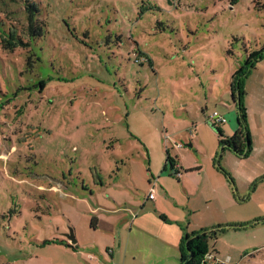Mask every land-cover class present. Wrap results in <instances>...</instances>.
I'll return each mask as SVG.
<instances>
[{
    "label": "rangeland",
    "instance_id": "374dc122",
    "mask_svg": "<svg viewBox=\"0 0 264 264\" xmlns=\"http://www.w3.org/2000/svg\"><path fill=\"white\" fill-rule=\"evenodd\" d=\"M262 49L264 0H0V264L111 259L69 174L167 173L168 149L202 167L200 230L229 226L209 256L264 264V58L245 80L250 155L210 123L238 127L232 75Z\"/></svg>",
    "mask_w": 264,
    "mask_h": 264
},
{
    "label": "crops",
    "instance_id": "0c3cea01",
    "mask_svg": "<svg viewBox=\"0 0 264 264\" xmlns=\"http://www.w3.org/2000/svg\"><path fill=\"white\" fill-rule=\"evenodd\" d=\"M210 123L214 126L211 120ZM221 129L224 136L230 139L238 128L226 126ZM131 137L137 141V137ZM144 146L146 147L145 144ZM190 147H193V141ZM169 154L174 160V157L177 158L176 166L182 173L180 179L177 178V184L170 180L175 177L176 171L158 173L148 169L142 174H137V169L123 170L124 163H120L122 167L117 166L116 171L111 172L114 177L109 175L107 178L104 174L99 176L95 169L96 181L93 179V182L88 180L86 183L80 172L69 174L71 178L77 175L76 183L80 185L81 190H88L91 196L95 195L97 198L98 205L93 202L89 204L79 198L81 201L77 202V205L83 202L86 205L84 208L92 216L91 220L94 218V227L91 228L96 232L102 229L105 249L111 254V259L100 264L181 263L182 238L186 234L200 232V184L203 171L198 160L194 165H185L177 152L174 157L170 151ZM225 170V175H233L230 169ZM123 171L127 174L123 175ZM63 178L67 179L66 174H63ZM139 184L141 189L137 188ZM152 185L158 187L157 193L154 200H148ZM65 186L67 188V185ZM62 187L63 185H60V188ZM96 187L101 190L100 194H97ZM140 193L144 194V197H140ZM224 204L227 211L235 205V199L233 196L225 197ZM161 216H166V219L162 220ZM97 248L100 249L101 245ZM212 258L215 259L207 257L209 264L221 263ZM228 259L229 263L233 260L231 257Z\"/></svg>",
    "mask_w": 264,
    "mask_h": 264
},
{
    "label": "trees",
    "instance_id": "16d2710c",
    "mask_svg": "<svg viewBox=\"0 0 264 264\" xmlns=\"http://www.w3.org/2000/svg\"><path fill=\"white\" fill-rule=\"evenodd\" d=\"M232 5H236L240 0H229ZM144 56L143 54H140ZM264 58V49L252 52L245 60L243 64L232 75L231 91L235 105L240 107V116L238 117V129L234 132L230 139H226L225 142L220 141V146L230 149L239 158H246L251 153V141L248 130V117L243 102L245 96V80L250 77L252 70L258 61ZM144 60H147L145 58ZM41 89L45 87L44 82L41 83ZM220 137L224 136L223 131L214 125ZM223 148V149H225ZM167 158L163 168V171H167L168 167L175 171L176 161L170 156L169 150H166ZM176 176V173H174ZM180 179V178H178ZM162 220L166 219V216H161ZM94 218L91 220V227H94ZM229 226H217L211 229H203L200 232H193L186 234L181 240V263L180 264H209L207 257L209 255L214 256L211 242L217 240L218 236L227 231ZM222 264V263H216Z\"/></svg>",
    "mask_w": 264,
    "mask_h": 264
},
{
    "label": "built area",
    "instance_id": "2783aa9c",
    "mask_svg": "<svg viewBox=\"0 0 264 264\" xmlns=\"http://www.w3.org/2000/svg\"><path fill=\"white\" fill-rule=\"evenodd\" d=\"M210 120L214 125H218V126L227 123L226 118L223 115H220L218 112H214L213 115L211 116ZM178 147H181V145ZM178 169H179V167L175 166L176 176L178 178H180L182 173L179 172ZM155 189H156V185H152L150 187V191H149L148 196H147L148 200H154L155 199ZM209 258H211V256H209ZM210 264H214V263H210Z\"/></svg>",
    "mask_w": 264,
    "mask_h": 264
},
{
    "label": "water",
    "instance_id": "95a60500",
    "mask_svg": "<svg viewBox=\"0 0 264 264\" xmlns=\"http://www.w3.org/2000/svg\"><path fill=\"white\" fill-rule=\"evenodd\" d=\"M65 236L67 237V239L69 241H71L72 244H76L77 243V240L75 238V235H74V231L73 230H71L70 233L69 234H66Z\"/></svg>",
    "mask_w": 264,
    "mask_h": 264
}]
</instances>
